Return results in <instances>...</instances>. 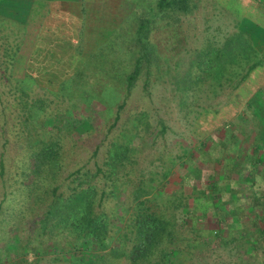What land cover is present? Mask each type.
<instances>
[{
	"label": "trees",
	"instance_id": "obj_1",
	"mask_svg": "<svg viewBox=\"0 0 264 264\" xmlns=\"http://www.w3.org/2000/svg\"><path fill=\"white\" fill-rule=\"evenodd\" d=\"M193 2L156 0L151 9L155 17L159 13L169 20L176 21L175 13L188 12L196 5ZM261 2L264 3V0ZM149 22L150 19L144 15L140 19L138 36L133 42L134 46L139 47L138 50L133 51L130 46L125 49L126 54L133 59L130 61L131 67H128V63L124 67L114 62L110 65L107 61H83L82 65L86 66L89 62L92 63L87 73H83L82 65L77 66L72 74L60 81L59 89L62 92L70 91L75 95L74 98L82 102L79 110L73 109L69 114L72 129L80 124L84 115L91 117L94 126L99 125L101 122L98 109L103 110L105 114L114 112V119L109 128L115 127L142 73L146 76L143 91L149 95L148 80L153 73L152 67H155L156 72L161 70L155 47L148 43L145 40L146 35H143ZM262 58L263 55L259 57L248 35L239 30L220 43H209L195 51L188 67L173 74L172 85L174 90L180 92L181 102H186L189 94L196 92L204 83L214 87L213 92L216 93L218 88L234 81L235 86H238L253 68L261 64ZM30 62L32 61H26L17 90L22 94L19 102L24 114L23 122L31 121V128H39L46 108L41 102L42 99L27 98V89L37 81L31 71ZM92 68L96 71L91 70ZM103 71L108 78L103 76L98 89H95L94 80L89 81L88 86L85 84L86 78ZM87 105L90 106L85 111ZM128 118L130 121L125 120L118 125L117 131H120L122 136L116 138L114 135V138L107 142L101 164H97L95 169L80 167L68 174L67 178L70 179L66 184L67 192L59 191V185L54 184L56 174L62 167L58 137L48 139L43 135L30 140V153L20 172L25 178L21 185L24 184L27 191L24 205L32 210L44 208L38 212V218L34 222L38 223L36 237L45 234L47 238L36 243L35 237H15L12 242H7L6 246H0V264H9L11 253L16 256H19L20 251L24 253L29 250L35 251L36 254L44 253V242L48 249L61 251V257L70 264H181L194 252L192 248L197 243L193 241L195 237H185L181 234L175 214L178 209L185 215L182 225H185L186 233L200 235L203 231L209 233L212 229V234L216 231L215 234L220 237L221 233L225 232L228 221L244 222L249 218L253 224H258L260 236L264 239V192L258 190L261 189L260 180L264 178V135L261 137L260 133L255 131L246 140L239 138L240 148L245 152L252 148L251 144L257 145L252 148L253 153L257 154L254 161L242 162L239 166L235 163L229 169L226 167L228 159L223 155L224 150L218 155L209 152L210 140H205L200 148L202 150L199 151L194 147L188 150L181 144V152L175 158H170L168 165L159 157V163L154 167L159 169L142 168L143 170L135 175L130 190V201L124 204V214L110 216L104 211L103 203L116 196V190L121 185V176L125 175L127 178H123L130 181L128 174L137 162L139 142L142 141L144 133L152 130L146 109L141 108ZM157 124L160 126L157 132L150 133L154 139L167 128L163 119L159 118ZM218 133L219 136L222 134L218 130L213 134ZM220 148L223 149L221 146ZM97 152L98 148H95L93 153ZM4 170V161L0 156V184L3 186L6 181L3 179ZM173 170L179 174V179L176 182L178 185L172 190L169 180ZM101 179L104 180L101 185L103 187L98 186ZM247 183H250V190L242 197L245 201L239 212L231 194L235 197L239 195L236 188L240 189ZM3 193L0 222L3 220L2 202L6 199L7 191ZM224 193L225 199H221ZM194 200L198 203L192 202ZM191 216L195 221L194 225L189 223ZM114 219H118L120 224L114 222ZM17 240L19 243L16 244ZM232 241L234 238L229 242ZM1 242L3 239L0 238V244ZM256 243L258 241L253 243V247H256ZM7 248L9 250L5 252ZM261 248L264 252V244ZM16 249H20L19 253ZM11 264L33 262L20 258L19 262Z\"/></svg>",
	"mask_w": 264,
	"mask_h": 264
},
{
	"label": "rangeland",
	"instance_id": "obj_2",
	"mask_svg": "<svg viewBox=\"0 0 264 264\" xmlns=\"http://www.w3.org/2000/svg\"><path fill=\"white\" fill-rule=\"evenodd\" d=\"M155 1L137 0L135 12L131 11L126 17L125 15L120 17V28L117 34L112 35L113 39L109 38L103 44H97V35L93 38L91 36L90 39L93 41L88 44V49L79 50V53H83L81 61H50L49 63L45 61V64L43 61L30 62L31 71L34 72L37 81L27 89L29 95L27 98L42 99L41 102L46 108L39 128H31V121L23 122L24 114L19 102L22 94L17 88L26 61H15L17 47H20L23 41L22 35L13 31L19 30L20 27L7 26L4 32H0V156L4 161L3 179L6 180L4 186L0 184V202L4 198L3 191H7L6 199L2 202L3 220L0 222V238L3 242L0 246H6L5 244L12 242L15 237L21 239L35 237L36 243L47 238L45 234L36 237L38 223L34 221L38 218L36 215L44 208L35 210L26 208L24 202L27 200V191L24 184L21 185L25 178L20 173L30 153V140L39 136L44 135L48 139L58 137L62 167L56 174L57 179L54 184L59 185V191L67 192L66 184L70 179L67 178L68 174L80 167L95 169L104 159L107 142L114 138V135L116 138L122 136V133L117 131L118 125L125 120L130 121L128 117L141 108L148 111L152 130L147 134L144 133L142 141L137 144L139 153L137 162L128 174L130 181L124 179L127 178L125 175L121 176L119 179L121 185L116 190V196L108 198L103 203L104 211L110 216H118L125 213L124 204L130 201V190L135 175L143 170L142 168L159 169L154 168L159 163V157H162L168 165V160L175 158L181 152V144L188 150L194 147L199 151L202 150L200 148L203 142L210 140L209 152L218 155L224 149L232 150L231 145L224 147L220 143L222 140L239 142V138L246 140L255 132H259L261 137L264 135V89L262 93L257 94L256 101L254 100L255 105L259 106L256 107L255 113L247 112L245 106L248 96L261 85L264 88V3L261 0H193L196 5L186 13H175V21L159 13L156 14V18L151 9ZM143 15L150 19L143 35H146L145 40L155 47L154 51L161 69L156 72L155 67H152L153 73L148 80L149 95L143 91L146 76L142 73L115 127L109 128L114 119L113 110H111L113 113L105 114L103 110L98 109L101 122L98 123L99 125L94 126L91 117L83 114V120L72 129L69 114L73 109L79 110L82 102L74 98L75 95L70 91L62 92L59 89L60 81L72 74L77 66L80 67L84 59L107 61L110 65L114 62L124 67L128 63V67L129 65L131 67L130 61L133 59L126 54L125 49L130 46L133 51L138 50L139 47L134 46L133 42L138 36L137 28ZM1 24L5 26L3 22ZM239 30L251 39L259 57L263 55L261 64L253 68L238 86H235L236 81H234L223 85L214 93L215 88L204 83L196 92L189 94L186 102H181L180 92L174 90L172 85L173 74L188 67L195 51L209 43H220ZM91 66L90 62L87 66L83 64V73H87ZM105 75L107 76L104 71L101 74H93L84 80L85 84L88 86L89 81L94 80L95 89H98ZM80 85L82 86L81 83ZM89 106H86L88 108L85 111ZM159 118L163 119L167 128L163 134L156 135L154 139L151 134H155L160 127L157 124ZM215 130L222 134L214 135ZM152 141H154L153 145ZM219 145L222 150L218 149ZM232 147L234 148L235 145ZM95 148H98L97 154L93 153ZM178 175L174 170L170 172L169 186L172 190L178 185L176 183L179 179ZM103 183V179L99 180L98 186ZM260 186L259 192L261 190L264 192V178H261ZM249 187L250 183H247L240 189L236 188V192L239 193L236 197L231 194L239 212L245 201L242 197L249 193ZM225 192L228 194V191ZM221 199H225V193ZM198 201L192 202L197 204ZM179 211L180 209L176 210L175 214L181 234L185 237H195L193 241L197 243L192 248L194 252L181 264H249L248 262L264 264V252L261 248L264 239L260 236L261 230L258 224H253L251 219L248 218L244 222L228 221L225 232H222L220 237L215 234L216 231L212 234V229L209 233L203 231L202 234L196 235L190 234L189 231L186 233L187 229L182 225L185 215ZM189 221L194 225L192 216ZM114 222L120 224L118 219H114ZM233 238L234 241L229 242ZM58 239L62 241L61 238ZM256 241L258 243L253 247ZM43 245L46 252L41 254H36L33 250L22 253L20 249H16L17 252L20 251L19 256L8 254L12 257L9 264L19 262L20 258H25L33 264H70L61 257L63 255L61 251L48 249L45 242ZM8 250L5 249V252Z\"/></svg>",
	"mask_w": 264,
	"mask_h": 264
},
{
	"label": "crops",
	"instance_id": "obj_3",
	"mask_svg": "<svg viewBox=\"0 0 264 264\" xmlns=\"http://www.w3.org/2000/svg\"><path fill=\"white\" fill-rule=\"evenodd\" d=\"M136 5L137 0H0V23L5 24L0 25V32L7 26L20 27L13 31L21 34L23 41L17 47L15 61H81L83 53L79 50L88 49L91 36L97 35V44L112 38L120 28V17L135 12ZM263 89L261 85L245 100L247 112L255 113V98ZM220 143L224 147L231 145L232 150L223 151L229 169L232 164L239 166L256 159L252 151L256 144L245 152L238 140Z\"/></svg>",
	"mask_w": 264,
	"mask_h": 264
}]
</instances>
